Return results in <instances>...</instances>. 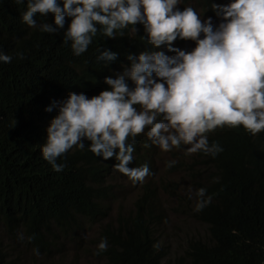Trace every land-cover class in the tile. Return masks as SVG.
Here are the masks:
<instances>
[{"label":"trees","instance_id":"trees-1","mask_svg":"<svg viewBox=\"0 0 264 264\" xmlns=\"http://www.w3.org/2000/svg\"><path fill=\"white\" fill-rule=\"evenodd\" d=\"M117 1L0 0V223L39 257L55 248L51 224L77 235L81 220H101L93 254L103 264H264V130L244 108L201 124L204 142L195 155L201 167H190L192 179L205 177L203 185L194 181L201 202L167 208L148 181L133 209L116 220L108 219L114 170L128 164L131 176L133 170L153 175L155 167L147 169L124 146L108 163L91 143L69 153L51 129L60 118L84 124L82 98L103 81L118 85L120 98L144 95L139 86L154 74L163 37L152 29L119 30L128 0L116 7ZM190 14L178 10L170 20ZM67 97L79 105L61 113L56 98L63 106ZM168 210L205 228L173 255L165 252ZM18 261L0 239V264Z\"/></svg>","mask_w":264,"mask_h":264},{"label":"rangeland","instance_id":"rangeland-1","mask_svg":"<svg viewBox=\"0 0 264 264\" xmlns=\"http://www.w3.org/2000/svg\"><path fill=\"white\" fill-rule=\"evenodd\" d=\"M157 8L152 11L154 15L159 10L173 9L177 6L175 0H156ZM264 0H233V11L230 14L221 15L212 13L208 17H201L203 30L193 40L189 50V60L185 65H178L176 73L166 80L162 77H147L141 83V87L147 92L150 89L162 85L154 93L146 104L137 109L136 114L140 123L145 125L148 133L155 141V148L152 150L151 161L157 170L155 179L164 178L167 181H175L177 188H172L163 199L169 205L177 203L178 197L184 194H191V189L185 181L183 165H194L193 155L202 142V133L187 122V118H178L175 115L164 117L176 103L177 99L185 98V91L197 88L198 94L191 98L195 105L194 116L198 120L205 115L212 113L214 116H225L227 109L241 105L252 117L262 125L264 123V96H254L259 89L264 90V33L259 41L247 42L245 36L246 28L242 27L237 31L233 28L239 24L244 13L237 10L238 6H256ZM133 10L149 8L145 2L138 6L136 0L130 5ZM172 46L178 47L176 34L172 30H165L160 33ZM242 51L234 48L240 47ZM160 62L170 63V50L167 58H160ZM180 63L181 60H178ZM159 66L157 71H161ZM166 70H171L166 67ZM233 75L242 74L252 77L254 83L251 88L245 90L243 85L233 86L226 78L227 73ZM224 85L223 87H221ZM162 91V92H161ZM204 106L202 109L199 107ZM228 106V107H227ZM69 108L77 107V102L72 98L68 101ZM90 107L94 108L90 103ZM162 115V116H161ZM161 116V123L156 125ZM152 119L150 124L147 121ZM185 167V166H184ZM119 172V171H118ZM112 183H115V196L110 203L108 214L109 220H116L120 214H126L132 209V202L138 195L141 188L139 184L131 181L118 173L113 176ZM110 189V187H109ZM169 228L165 242V252L173 255L180 253L184 248V242L193 235H203L205 228L202 224L190 217L180 214H169ZM101 220H81L77 229V235L71 231L54 232L56 241L52 244L55 248L51 253L39 257L35 248L26 240L21 241L18 236H12L0 223V237L8 242L15 255L18 256V264H103L98 256L93 254L95 248L100 246V241L95 240L101 227ZM55 226H51L54 231ZM96 259L93 260L92 258Z\"/></svg>","mask_w":264,"mask_h":264},{"label":"clouds","instance_id":"clouds-1","mask_svg":"<svg viewBox=\"0 0 264 264\" xmlns=\"http://www.w3.org/2000/svg\"><path fill=\"white\" fill-rule=\"evenodd\" d=\"M136 1L138 6H142L145 2L149 5V8L133 10L132 7H130L132 0H128V2L122 4V8L125 9V12L117 17L118 28L119 30H127L128 32L134 31L135 33H137V31L140 29L143 31V34L152 29L157 32L159 37H162L160 33L165 30H172L176 34V42L180 46H172L163 37L165 46L161 45L162 47L155 51L154 57L152 59L154 74L148 76L162 77L166 80L171 78V74L176 73L175 70L178 69V65L182 66L188 63L187 61L189 60L188 58L191 43L196 38L198 33L203 30V25L200 20L201 17H208V15H212V13L226 15L232 13L233 11V0H211V2H208L207 0H175L177 4L176 7L173 9L159 10L157 14L154 15L152 11L157 8L156 0ZM120 3L121 1L118 0L115 6L118 7ZM178 10L190 11L191 14L181 15L170 20L171 15ZM237 10L244 13V16L240 18L241 20H238L239 24L235 26L233 30L237 31L238 29L244 27L246 28V32H244L242 35L245 36V40L247 42L259 41L261 35L264 33V1L260 2V4L256 6L241 5L238 6ZM114 35L116 36L117 34L114 33ZM261 41L264 42V39H261ZM234 49L237 51H242L241 46ZM169 50L171 57L170 63L166 61L160 62V58H167V53ZM262 55H264V52H262ZM178 60H181V62L179 63ZM159 66H163V69L159 71V74H157V69ZM166 67H170L171 70H166ZM226 78L230 80V82H233L234 87L243 85L245 90L250 89L255 80L249 76L243 78L242 74L233 75L231 72L227 73ZM122 82L127 84V79H124ZM109 83L110 84L108 85L105 81H103V87L99 90L91 94L85 92L86 96L82 98V112L85 114L87 113V120L84 124H79L77 118H68L66 121H63L60 118L58 121H54V124L51 125V129L60 135L63 150L69 153H72L78 149H83L87 143H91L97 149L99 158L102 161L108 163L115 159L116 148L119 146H124L131 153L142 156L145 167L150 169V167L154 166L153 162L151 161V153L155 148V141L148 133L146 126L140 123V119L136 112L138 108L144 106L146 102L152 98L154 93L159 90V87L163 86L164 82L162 85L154 87L147 92L141 87L140 83L139 88L144 92V95L141 98H134L129 94H126L122 97L123 99L115 95L121 92L119 86L113 84L114 82ZM223 86L224 85L221 87ZM197 90V88L186 90L185 98L183 100L177 99L174 106L168 108L167 112H165L162 117V119H164V117L170 118L169 116L175 115L178 118H187V122L191 126L201 130L202 142L194 152V160L197 151L204 142L201 124L207 119H227L234 111H239V108L242 107L241 105H238L234 108L227 109L225 116L217 117L212 113H209L198 120L194 116V112L196 111L195 105L191 102V98L198 94ZM254 96L257 98H262L264 96V90L259 89L257 92H255ZM70 98L71 97H67L63 99V106L59 104V101L56 98L55 103L61 113L71 112L72 109L76 108L75 107L71 109L68 107V101ZM73 100L76 101V99ZM90 103L93 104L94 108L90 107ZM78 105L79 104L77 103V106ZM202 108H204V106H201L198 109ZM161 116L159 117L156 125L161 123ZM252 119L257 130H264V123L259 125V123L253 117ZM151 121L152 119H149L147 124H150ZM196 165H198L196 160L194 165H183L182 169L186 175L185 181L191 189V194L181 195L178 197L177 203L173 205H169L162 197L172 188H177L175 185L176 182L167 181L164 178L155 179V176L157 175L155 166V172L153 175H151V171L145 173L140 170H133L134 175L131 176L129 174L131 169L128 164L117 167L114 171L124 177L129 178L131 181H134L137 184L141 182V188L138 192V195L132 202V209L135 201L141 194L143 187L142 184L148 181H151L149 183H151L152 188L155 190L163 205L167 208H171L179 204L181 201L186 202L189 200L192 204L201 202L200 198L202 197L203 193L199 190V185L194 184V181H199L201 185H203V178L205 177H203V175L198 176L196 179H192L190 177V167H194L196 171L201 167L200 165ZM116 173H114V175ZM170 213L173 212L168 210V223L165 226L166 231L170 230ZM51 226L55 225H50V230L47 234L51 241V247H55V245L52 244L56 241L54 232L60 233L62 231H59L56 226L54 231H51ZM18 238L21 240L20 237ZM0 239L4 240L1 237Z\"/></svg>","mask_w":264,"mask_h":264}]
</instances>
